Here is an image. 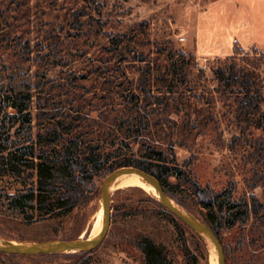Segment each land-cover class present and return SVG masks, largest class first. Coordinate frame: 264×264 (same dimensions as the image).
Wrapping results in <instances>:
<instances>
[{"label":"rangeland","instance_id":"obj_1","mask_svg":"<svg viewBox=\"0 0 264 264\" xmlns=\"http://www.w3.org/2000/svg\"><path fill=\"white\" fill-rule=\"evenodd\" d=\"M253 37L264 40L263 3L254 4L249 11L237 0H0V99L5 110L14 113L7 105L11 96L18 91L30 94L25 111L30 114V123L24 121L23 114L14 120L5 118L0 128V152L6 154L31 144L40 127L66 114L94 119L102 116L105 120L119 115L129 100L133 102L128 106L136 104L131 94H140L139 82L144 78L145 89L168 100L171 113L167 119L155 113L138 118L143 122L147 117L159 119L164 134L174 142H183L181 148L175 146V152L178 161L188 167H182L187 177L218 187L231 180L234 197L250 201L254 196L262 201V189L248 185L255 157L264 156V147L258 155L253 153L252 140L260 134L253 131L247 135L244 145L237 147V157L229 152V142L238 130L223 102L226 100L213 92L210 73L213 65L232 54L235 43L245 44ZM233 39L238 42L230 44ZM239 45L262 52L261 56L251 54L250 59L259 61L264 77V48ZM199 68L206 75L205 82L201 81L204 88L199 86ZM199 109L203 111L200 126ZM129 130L130 125L123 128L127 134ZM96 133L102 134L103 129H96ZM126 144L116 151L112 162L139 148L129 141ZM247 151L253 155L247 156ZM225 170H230V176ZM102 181L97 178L99 189ZM12 183L0 175V242L72 240L89 237L100 220L103 225L99 194L68 215L25 224L6 206L5 195L13 192L8 189ZM146 196L153 197L134 186L111 192L109 231L92 249V264H141L139 252L126 243L136 234L165 246L176 264L217 262L216 251L213 256L206 240L195 232L180 236L171 222L143 215L141 212L153 208ZM184 201L191 212L178 206L203 221L204 211L192 198L186 195ZM259 214L258 220L250 217L243 227L223 235L236 247L242 233L246 243L244 250H234L226 264H264V209ZM14 256L0 255V264L72 261L51 255Z\"/></svg>","mask_w":264,"mask_h":264},{"label":"trees","instance_id":"obj_2","mask_svg":"<svg viewBox=\"0 0 264 264\" xmlns=\"http://www.w3.org/2000/svg\"><path fill=\"white\" fill-rule=\"evenodd\" d=\"M256 53L262 55L256 47L244 50L235 43L232 54L210 68L212 82L215 84L213 92L222 100H226L223 102L227 105L238 130L228 145V150L234 157H237V147L244 145L247 135H253V131L260 134L258 138L252 140L253 153L258 155L264 147L262 110L264 77L259 69V61L253 62L250 59V55ZM178 54L185 58L183 53ZM205 80V72L199 68V86ZM139 83L142 86L139 89L140 94L134 92L131 94L136 104L133 107L128 106L133 102L129 100L115 117L105 120L102 116L101 119L100 117L94 119L82 118L78 113L66 114L57 118L55 122L40 127L36 140L31 144L6 154L0 152V175L8 177L13 182L8 186L13 192L5 195L6 206L19 214L25 224L68 215L98 198L97 178L104 180L117 168L135 166L156 178L166 195L187 212L191 211L184 198L186 195L192 198L204 211L203 221L221 244L226 264L234 250H244L246 243L242 233L237 239L236 247L231 246L223 235L236 227H243L250 217L258 220L260 211L264 209V156L255 157L248 184L251 189L255 187L262 189V201L254 196H251L250 201L243 196L234 197L232 188L234 182L231 180L218 187L210 184L201 185L192 176L187 177L182 167H188L184 162L178 161L175 152V146L181 148L183 142L181 140L174 142L171 137L164 134L165 128L159 119L147 117L143 122L138 118L142 114L155 113L167 119L171 113L170 102L161 96L151 95L150 91L145 89L144 78H141ZM201 88H204V85ZM29 99L30 94L27 91L14 93L7 102L14 113L7 112L4 100L0 99V128L5 118L14 120L17 114H23L26 117L24 121L30 123V114L25 112ZM191 109L189 107L188 113ZM202 112V109H199V126ZM102 113L104 112H101V115ZM126 113L128 116H125ZM167 121L175 125V122ZM197 123L198 120L195 118V124ZM125 125H130V134L123 131ZM151 127L160 130L155 129L152 133ZM101 128L103 133H96V129ZM179 128L177 131L180 134ZM127 141L138 144L139 148L130 155H123L116 162H112L116 151L121 145H128ZM23 150L27 152L23 153ZM243 152L245 153L246 149H243ZM247 153L249 157L253 155L251 152ZM225 174L230 176V170H225ZM172 176L175 178L174 181L171 180ZM144 199L153 208L141 212L143 215L150 214L171 222L180 236L187 231L193 232L166 210L157 199L149 196ZM126 243L139 252L141 264H176L175 257L168 249L147 235L129 236ZM0 255L15 257L3 253ZM51 256L70 259L72 260L70 264H92V250Z\"/></svg>","mask_w":264,"mask_h":264},{"label":"water","instance_id":"obj_3","mask_svg":"<svg viewBox=\"0 0 264 264\" xmlns=\"http://www.w3.org/2000/svg\"><path fill=\"white\" fill-rule=\"evenodd\" d=\"M126 172H135L139 174L146 182H148L153 187L157 194V200L166 210H168L175 218L185 224L197 235L201 237V234L207 235L215 248L217 263L225 264V255L223 248L209 226L204 221L188 214L186 211L183 210V212H181L175 209L173 206L174 202L166 195L159 181L147 172L135 166H123L117 168L109 173L102 181L99 189V199L102 203L104 225L102 231L98 235L91 238L87 236L84 238L80 237L72 240H50L39 243L13 244L2 242L0 243V253L16 256H43L52 254L87 252L96 248L104 240L110 227V183L115 177Z\"/></svg>","mask_w":264,"mask_h":264},{"label":"bare ground","instance_id":"obj_4","mask_svg":"<svg viewBox=\"0 0 264 264\" xmlns=\"http://www.w3.org/2000/svg\"><path fill=\"white\" fill-rule=\"evenodd\" d=\"M131 186L141 188L146 193H148L150 196H153V197L157 196L153 187L148 182H146L139 174H137L135 172H126V173H123V174L115 177L110 183L109 194H111L112 191L118 190L120 188L131 187ZM173 206L178 211L183 212V209L181 207H179L178 205H176L175 203H173ZM98 208H99L98 211L101 213V208H102L101 201L99 202ZM102 212H103V210H102ZM103 225H104V219H103ZM103 225L101 223V220L98 221L93 226V228L90 232L89 238L98 235L102 231ZM201 235L206 240L208 247L211 251V254L214 256L215 249H214L213 244L211 243V240L209 239V237L207 235H205V234H201ZM0 243H2V242H0ZM213 264H217V262L214 260Z\"/></svg>","mask_w":264,"mask_h":264},{"label":"crops","instance_id":"obj_5","mask_svg":"<svg viewBox=\"0 0 264 264\" xmlns=\"http://www.w3.org/2000/svg\"><path fill=\"white\" fill-rule=\"evenodd\" d=\"M240 5H243L244 7H246L247 10L249 11H253V6L254 4H259V3H263L264 5V0H237ZM235 42H238L237 39H233V41L230 42V44H233ZM239 44H241L242 46H258L260 48H264V40H260L256 37H253L251 39V41L243 44L238 42ZM232 49V45H229V50Z\"/></svg>","mask_w":264,"mask_h":264}]
</instances>
